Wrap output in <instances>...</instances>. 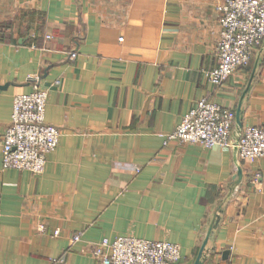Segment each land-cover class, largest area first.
<instances>
[{
    "label": "crops",
    "instance_id": "0c3cea01",
    "mask_svg": "<svg viewBox=\"0 0 264 264\" xmlns=\"http://www.w3.org/2000/svg\"><path fill=\"white\" fill-rule=\"evenodd\" d=\"M222 2L0 0V264H98L94 244L127 235L194 264L210 229L201 264H264V158L165 141L203 99L234 130L264 126V44L206 77ZM34 84L58 144L40 174L3 169L13 98Z\"/></svg>",
    "mask_w": 264,
    "mask_h": 264
},
{
    "label": "built area",
    "instance_id": "2783aa9c",
    "mask_svg": "<svg viewBox=\"0 0 264 264\" xmlns=\"http://www.w3.org/2000/svg\"><path fill=\"white\" fill-rule=\"evenodd\" d=\"M216 9L219 13L217 64L206 72V77L219 86L229 75L248 65L254 50L263 46L264 0H223ZM75 56L71 53L68 60ZM47 97V91L38 84L29 93L14 96L11 118L2 135L3 169L32 174L43 171L46 155L56 148L60 136L57 127L44 122ZM234 119L231 109L203 99L165 135V141L198 144L204 148L218 146L233 150L240 160L264 158V126L234 130ZM252 183H260L258 173L252 177ZM259 190L264 193V187ZM78 239L79 233L71 241ZM91 252L98 264H177L180 260L177 244L130 235L112 241L102 239L94 244ZM52 264H62V259Z\"/></svg>",
    "mask_w": 264,
    "mask_h": 264
},
{
    "label": "water",
    "instance_id": "95a60500",
    "mask_svg": "<svg viewBox=\"0 0 264 264\" xmlns=\"http://www.w3.org/2000/svg\"><path fill=\"white\" fill-rule=\"evenodd\" d=\"M236 177L237 178L241 177V171L240 170L237 171ZM210 231H211V229L208 231V233H207V235H206V237H205V239H204V241L202 243V246H201V248H200V250H199V252L197 254V257H196V259L194 261V264H201V262H202V253H203L204 247H205V245L207 243Z\"/></svg>",
    "mask_w": 264,
    "mask_h": 264
}]
</instances>
